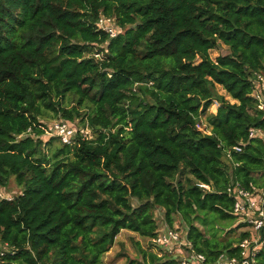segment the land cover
Instances as JSON below:
<instances>
[{
	"label": "trees",
	"instance_id": "1",
	"mask_svg": "<svg viewBox=\"0 0 264 264\" xmlns=\"http://www.w3.org/2000/svg\"><path fill=\"white\" fill-rule=\"evenodd\" d=\"M101 16L115 38L96 30ZM220 44L228 53L212 59ZM98 46L105 61L90 56ZM257 73L264 0H0V189L13 179L20 191L0 198V251H13L0 264H105L121 231L156 236V209L170 229L180 217L205 264L239 257L250 233L232 237L247 225L232 228L226 189L264 192V139L248 138L264 135ZM199 116L210 135L196 130ZM54 119L77 131L71 144L39 138ZM259 241L264 264V225ZM134 249L124 264H177Z\"/></svg>",
	"mask_w": 264,
	"mask_h": 264
},
{
	"label": "built area",
	"instance_id": "2",
	"mask_svg": "<svg viewBox=\"0 0 264 264\" xmlns=\"http://www.w3.org/2000/svg\"><path fill=\"white\" fill-rule=\"evenodd\" d=\"M96 30L101 31L107 35L109 39L115 38L118 35V29L115 25V21L111 17L101 16L95 23ZM105 46H98L91 53V57L102 62L106 60ZM252 90L251 97L257 101L258 107L264 112V75L261 73L254 74L251 79ZM220 102L216 99L212 100V103L208 109V113H216L220 107ZM197 131L210 135L211 130L205 122L204 116L197 117L195 124ZM43 135L58 137L62 144L69 145L76 136L77 131L63 120L56 121L50 126L42 128ZM30 133V129L26 134ZM87 134V133H86ZM260 137L264 139V135L258 129H252L249 131L248 138ZM219 147V146H218ZM243 147V143H239L232 147H226L222 149L224 157L231 159L232 153H240ZM196 186L205 192H212V187L208 184L198 182ZM226 194L233 201L232 214L237 217L238 223L246 224L256 234V239L252 240V234L249 238L244 239L239 244V257L228 258L226 255L221 254L218 259L212 264H255L256 255L261 247L259 241V232L264 225V192L263 191H249L242 187L239 182H231L227 189ZM0 198L11 200V197H7L0 190ZM150 241L154 246L163 249L165 252L176 254L175 260L177 264H205V257L202 254L196 253L192 250L191 243L182 238L180 233L176 229H170L167 226L163 229H159ZM13 254L11 248L4 245L0 251V260L7 254Z\"/></svg>",
	"mask_w": 264,
	"mask_h": 264
},
{
	"label": "rangeland",
	"instance_id": "3",
	"mask_svg": "<svg viewBox=\"0 0 264 264\" xmlns=\"http://www.w3.org/2000/svg\"><path fill=\"white\" fill-rule=\"evenodd\" d=\"M228 53V48L222 44H220V47L210 51V57L212 59H215L217 56L219 55H226ZM218 93H220L221 95H223V91L220 89V87L218 88ZM225 99V98H224ZM227 100V99H225ZM219 101V100H217ZM229 103H233V101H231L230 99L227 100ZM60 119H54V120H43L45 124V126H50L52 123L59 121ZM206 122V121H205ZM81 130V129H80ZM83 133H88L89 137H92V135L88 132V131H83ZM45 137H49L47 135H41L39 138L44 139ZM1 192L3 194H5L7 197H11L13 198L14 196L18 195L20 193L19 189L17 187H15L14 184V180L11 179L9 181V184L6 188L0 189ZM154 217L157 223V227L158 230L159 229H163L164 227H166V222L164 220V216H163V211L160 209H156L154 210ZM173 219H174V223H173V229H176L182 238L185 237V227L183 225V223L181 222L180 217L176 214L173 215ZM238 223V220L236 221V223L232 226V228H234V226ZM197 224V223H196ZM250 232L252 234V240L256 239V234L251 231L250 228L248 227H244L241 228L240 230H236L233 234L232 237H238L239 234L241 232ZM134 242H139L140 245L143 248H147V249H151L154 252L159 253L160 255H164V254H170V256H174L176 257V254L174 253H168L165 252L163 249L156 247L153 245V243L145 238H141L136 234H133L131 232L128 231H121L120 234L116 237L115 239V246L113 247V251L111 252V254L108 256L107 258V262L111 263V264H121L122 259H124L125 261L129 258H135L137 257L136 255V251L134 249ZM120 255V256H118ZM111 261V262H110Z\"/></svg>",
	"mask_w": 264,
	"mask_h": 264
},
{
	"label": "crops",
	"instance_id": "4",
	"mask_svg": "<svg viewBox=\"0 0 264 264\" xmlns=\"http://www.w3.org/2000/svg\"><path fill=\"white\" fill-rule=\"evenodd\" d=\"M219 88V87H218ZM220 89L222 90V88L220 87ZM223 91V97L225 98V99H230L231 101H233V103L235 102L234 100H232L226 93H225V91L224 90H222ZM219 95H221L220 93H219ZM210 114H214V112H212V113H210ZM115 246V242H114V245L112 246V248L110 249V251L109 252H107L104 256H103V261H104V263L105 264H110L109 262H107V258H108V256L111 254V252L113 251V247ZM160 255V254H159ZM121 261V264H124L125 263V260L124 259H122V260H120ZM111 262V261H110ZM115 264V263H114Z\"/></svg>",
	"mask_w": 264,
	"mask_h": 264
}]
</instances>
